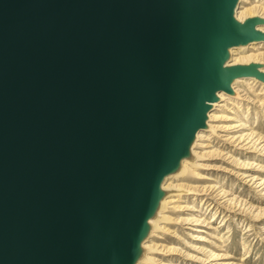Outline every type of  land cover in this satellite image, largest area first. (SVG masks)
I'll return each instance as SVG.
<instances>
[{
	"label": "water",
	"instance_id": "obj_1",
	"mask_svg": "<svg viewBox=\"0 0 264 264\" xmlns=\"http://www.w3.org/2000/svg\"><path fill=\"white\" fill-rule=\"evenodd\" d=\"M240 0H0V264H138L165 180L263 64Z\"/></svg>",
	"mask_w": 264,
	"mask_h": 264
},
{
	"label": "rangeland",
	"instance_id": "obj_2",
	"mask_svg": "<svg viewBox=\"0 0 264 264\" xmlns=\"http://www.w3.org/2000/svg\"><path fill=\"white\" fill-rule=\"evenodd\" d=\"M256 1H261L264 6V0ZM263 86L264 83L260 82L242 85L241 93L229 96L224 107L216 108V114L221 117L214 124L227 126L243 120L264 135L261 110L264 104L260 106L261 101L264 102ZM219 133V130L209 132L210 141H205L208 146L199 149L196 162L178 181L192 188L187 190L185 187L183 199L175 202V207H164L162 214L167 217L158 222L159 227L155 228L151 238L156 244L149 254L155 260L148 259L146 264H264V195L255 192L231 171L239 169L236 167H241V162H254L256 159L264 166V157L226 144ZM206 185H216L219 190L225 188L230 195L221 198L215 192L206 197L193 190ZM234 196L249 202L252 208L250 205L231 204L228 198ZM192 217L200 218L201 223L186 222ZM196 245H202L206 252L198 254L197 259L187 257L185 254L193 253ZM211 253L224 255V258L210 261Z\"/></svg>",
	"mask_w": 264,
	"mask_h": 264
},
{
	"label": "bare ground",
	"instance_id": "obj_3",
	"mask_svg": "<svg viewBox=\"0 0 264 264\" xmlns=\"http://www.w3.org/2000/svg\"><path fill=\"white\" fill-rule=\"evenodd\" d=\"M252 16H259L261 18H264V6L262 5V2L256 0L255 1L240 0L236 11L237 19L243 21L244 19ZM258 29L264 32V24L259 25ZM250 62H256L264 65V41H252L246 46H238L231 50V64H248ZM261 70L264 72V66L261 68ZM259 82L260 81L254 78H245V77L239 78L233 83L232 86L234 90V94H239L243 91L242 85L249 86L250 84H258ZM253 95L255 94L253 93ZM229 96L230 95H227L226 93L219 94V101L214 103L212 111L209 113L208 116V122H207L208 128L206 130L201 131L197 136V140L192 150L193 157L190 160H184L182 162L180 171L174 175L169 176L165 180L164 189L166 190V197L162 201L157 216L151 221L152 230L148 240L144 243V255L141 258V260L138 262V264H146V260L148 259L155 260L153 255L149 254V250L154 249L156 244V243L154 244V240H151L152 236H154L152 235V233L155 230V228H157L158 222H160L162 218L164 219L167 217L165 214H162L164 207L166 205L167 206L173 205V207H175L174 203L177 201L179 202L180 199H183L182 195L185 194L184 191L185 187L186 188L188 187L187 190L189 189L191 190L192 187L189 184L182 182L178 183V181L184 177V176L182 177V174L185 171L190 170L193 164L196 162L197 155H200L199 149L208 146L207 144H205V141H210V137H211V134H209L210 131L219 130L220 131L219 134H222L219 135V137H221L226 144H229L231 146H236L241 150L252 152L254 153L255 156H259L260 158L264 157V135L257 132L254 127L250 126L243 120H237L227 126H219L217 124H214V122H217V120L221 117L220 115L216 114L215 112L216 108L224 107L225 106L224 103L228 99H230ZM255 97H258V94L255 95ZM262 104H264L263 101H261L260 106H262ZM261 110L263 111V115H264V108H262ZM259 157H257L258 160H261L259 159ZM256 161L257 159L254 160V162L252 161L241 162V167H236L239 169L231 170V171H234L233 172L234 175L241 178V180H243V182L247 184L249 187H251L255 192L264 195V175H263L264 166L260 165ZM224 189L219 190L216 185H206V186H199V188L195 187L193 190L198 191L199 193L205 195L206 197L212 196L216 192L217 194L215 193V195L220 196L221 198H225L228 195H230V193H228ZM228 200L230 201L231 204H236L235 206L239 204H241L244 207L250 205L249 207L252 208L251 207L252 204L244 200L241 201L239 200V198L237 197L235 198V196L232 198L231 197L228 198ZM200 221L201 220L198 217H192L190 219H186V222H188L189 224H200L201 223ZM200 238L202 239V236ZM193 250H194L193 253L188 252L185 255L189 258L197 259L198 254L202 252H206L205 248L202 245H198V246L196 245L195 247H193ZM209 256H210L209 257L210 261H215V260L217 261L219 258H224V255H218L215 253L214 254L211 253Z\"/></svg>",
	"mask_w": 264,
	"mask_h": 264
}]
</instances>
